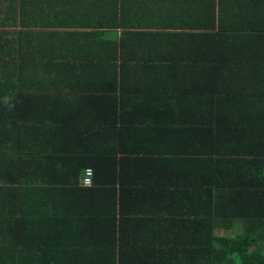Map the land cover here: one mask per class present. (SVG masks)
Wrapping results in <instances>:
<instances>
[{
  "label": "trees",
  "instance_id": "obj_1",
  "mask_svg": "<svg viewBox=\"0 0 264 264\" xmlns=\"http://www.w3.org/2000/svg\"><path fill=\"white\" fill-rule=\"evenodd\" d=\"M215 2L196 0L203 9L195 8L187 25H178L194 31L164 35L160 55L136 62L162 72L147 73L154 80L150 87L128 90L137 97L125 120L100 123L109 136L117 135L119 158L118 151L38 148L31 159L15 155L20 166L0 167V178L8 181L12 175L14 182L26 183L31 174L40 180L45 172L66 181L65 193L72 196L67 207L82 240L95 236L112 246L41 247L52 232L45 228V216H30L44 214L45 201L32 205L23 184L11 194L2 184L0 219L13 214L24 229L17 234L13 226L0 225V264H91L86 260L92 257L98 260L94 264H264V32L255 19L246 18L251 16H245L244 3L222 4L216 11ZM180 69L195 71L183 74ZM19 99L12 111L30 109L38 100L29 95ZM11 123L0 120L3 135ZM52 124L73 144L83 142L78 137H92H77L80 124L73 121ZM61 156L70 168L45 169ZM26 160L31 172L29 164L22 165ZM87 167L94 171L91 186L79 181ZM117 210L122 215L106 224L100 214ZM218 229L230 234L223 236Z\"/></svg>",
  "mask_w": 264,
  "mask_h": 264
},
{
  "label": "crops",
  "instance_id": "obj_2",
  "mask_svg": "<svg viewBox=\"0 0 264 264\" xmlns=\"http://www.w3.org/2000/svg\"><path fill=\"white\" fill-rule=\"evenodd\" d=\"M215 1L216 11L222 4L244 3L248 10L245 16H251L246 18L255 19L257 28L264 32V0ZM195 3L196 0H185L184 4L180 0H0V120L13 122V128L6 130L7 134L3 135L4 131L0 130V156L9 155L12 159L0 160V167L20 166L14 156L27 155L31 159L38 148L64 152L76 150L74 148L95 153L118 151L119 158L117 135L109 136L108 127L100 128V123L125 120L132 99L137 97L127 93L128 90L154 84L147 73L161 74L162 71L152 70L153 67L146 64L139 66L136 62L160 55L166 42L164 35L193 32L178 25H187L186 18L195 16V8H202ZM194 71L179 70L183 74ZM26 95L38 100L29 104L30 109L23 107L12 111L20 103V96ZM5 97L9 104L6 108L2 105ZM54 120L65 125L67 121L79 123L77 137H92L90 140L78 137L83 142L73 144L64 130L55 128ZM128 148L127 140L122 151ZM53 159L45 169L57 168L60 172L71 167L62 156ZM27 164L31 162L26 160L22 165L27 167ZM31 168L30 165L28 171L31 172ZM41 174L40 180L36 174H31L26 183L14 182L12 175L11 181L0 178V186L3 184L8 194L12 188L23 184L26 193L30 194L27 201L32 205L45 201L41 208L45 213H31L30 216H45V228L52 232L49 237L53 241L49 239L41 247L93 250L112 246L99 242L95 236H91L89 242L82 240V233L77 231L79 225L67 207L72 197L65 193L68 183L57 181L53 172ZM54 178L57 182L52 180ZM100 215L107 217L106 224H112L114 216L119 218L122 214L117 210ZM15 218L9 214L0 219V225L13 226L17 229L14 233L23 234L24 227ZM115 246L118 248V243ZM94 262L98 263L94 257L86 260V263Z\"/></svg>",
  "mask_w": 264,
  "mask_h": 264
},
{
  "label": "built area",
  "instance_id": "obj_3",
  "mask_svg": "<svg viewBox=\"0 0 264 264\" xmlns=\"http://www.w3.org/2000/svg\"><path fill=\"white\" fill-rule=\"evenodd\" d=\"M93 175H94L93 169L90 167H87L84 171L82 178H81V184L84 186L93 185Z\"/></svg>",
  "mask_w": 264,
  "mask_h": 264
},
{
  "label": "rangeland",
  "instance_id": "obj_4",
  "mask_svg": "<svg viewBox=\"0 0 264 264\" xmlns=\"http://www.w3.org/2000/svg\"><path fill=\"white\" fill-rule=\"evenodd\" d=\"M240 230V225L237 224L235 227V231L238 232ZM217 233L222 234L223 236H227L230 234V230H226V229H218ZM233 234V233H232Z\"/></svg>",
  "mask_w": 264,
  "mask_h": 264
},
{
  "label": "clouds",
  "instance_id": "obj_5",
  "mask_svg": "<svg viewBox=\"0 0 264 264\" xmlns=\"http://www.w3.org/2000/svg\"><path fill=\"white\" fill-rule=\"evenodd\" d=\"M4 103L7 105L8 104V98L5 97Z\"/></svg>",
  "mask_w": 264,
  "mask_h": 264
}]
</instances>
